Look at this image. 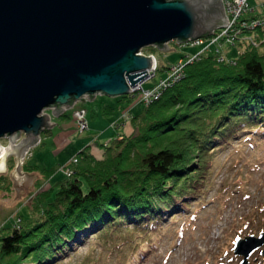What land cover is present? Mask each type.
<instances>
[{
	"label": "rangeland",
	"instance_id": "rangeland-1",
	"mask_svg": "<svg viewBox=\"0 0 264 264\" xmlns=\"http://www.w3.org/2000/svg\"><path fill=\"white\" fill-rule=\"evenodd\" d=\"M223 1L227 7V20L231 11L239 15L238 18L264 12V0H246L241 4L238 0ZM225 28L215 30L214 34H220ZM261 29L264 26L243 29L236 45L218 42L216 44L221 46L217 49L216 45H209V38L195 45L191 40L182 44L174 40L167 44L173 48L168 51L155 46L145 47L141 53L154 56L157 67L155 65L144 81L131 86L129 94L114 97L97 94L93 100L85 96V101H77L58 116L53 115L54 108L45 111L51 117L49 123L57 124L42 131L38 144L30 149L21 164L22 174L40 176L34 180L33 190L16 199L18 192L11 173L17 171V154L11 153L7 157L6 170L0 172V264H38L34 259L42 248L35 249V244L58 224L51 222L50 217L59 220V215L65 213L63 199L56 202L63 184L82 174L81 187L87 193L91 184L106 179H101V175L115 169L111 167L119 160V153L122 152L124 157L121 159L120 183L128 185L133 179L129 187L134 186L135 191L146 190L140 185L145 177V170L140 168L141 158L164 144L163 141L187 149L191 169L186 171L185 178L196 175L197 179L191 188V181L178 182V186L188 188L184 197L168 196L169 202L154 203L163 205L156 206L152 216L136 218L134 212L129 215L127 211L126 218H111L112 222L99 230L82 229L76 233L80 240L75 241L76 235L74 239H66L70 240L66 244L62 237L72 236V228L76 227L70 223L68 230L59 237L62 247H58L55 256L45 264H241L242 257L233 251L237 240L250 235L259 236L264 230V138L248 134L251 132L247 130L238 133L235 130L237 125H233L222 138L215 140L214 152L213 149L198 151L197 148L193 151L192 143L196 141L191 127L201 129L202 126H196L192 120L201 117L199 114L203 111L192 105L188 117L183 120L190 119L185 121L186 124H180L177 133L168 138L149 132L150 125L146 122L155 125V121L167 119L185 109L179 100L169 106L164 102L167 101L166 93L183 81L189 67L212 57L215 66L229 65L232 72L239 58L248 53L261 54L259 58L264 61ZM152 91L158 92L157 98L148 96ZM198 91L205 90L199 88ZM158 102L161 103L156 105ZM178 121L174 120L163 131L174 129ZM83 125H86L84 129ZM235 133H238L237 138L232 137L229 144L220 141ZM25 138L22 132L13 145ZM131 138L137 148L129 145ZM10 143V137L0 139L1 145L9 146ZM216 143L220 146L216 147ZM123 169L132 174L125 175ZM180 174L185 175V171ZM172 181L167 179V183ZM157 218L155 228L146 226L148 219ZM78 220L81 223L83 218ZM60 222L64 221L61 219ZM14 231L25 234L26 245L12 256H2L4 237ZM51 251L53 248L50 247L47 255ZM249 264H264L261 250L252 255Z\"/></svg>",
	"mask_w": 264,
	"mask_h": 264
},
{
	"label": "water",
	"instance_id": "water-1",
	"mask_svg": "<svg viewBox=\"0 0 264 264\" xmlns=\"http://www.w3.org/2000/svg\"><path fill=\"white\" fill-rule=\"evenodd\" d=\"M228 24L223 0H0V139L11 138L0 158L17 154L16 199L40 177L21 173L24 158L57 124L44 111L58 116L85 96L127 95L155 69L145 47L168 51L171 41L205 38ZM263 245L264 232L248 236L235 254L249 264Z\"/></svg>",
	"mask_w": 264,
	"mask_h": 264
},
{
	"label": "trees",
	"instance_id": "trees-1",
	"mask_svg": "<svg viewBox=\"0 0 264 264\" xmlns=\"http://www.w3.org/2000/svg\"><path fill=\"white\" fill-rule=\"evenodd\" d=\"M259 33L264 35V29H261ZM260 56H256V53L244 54V56L239 58L232 72L229 65L222 63L215 66L216 61H213L212 57L192 66V68L189 67L183 81L166 93L165 97L167 96V101L164 102L165 106H169L179 100L186 106L185 109L181 112L179 111L178 115L170 116L161 121H155V125L146 122L150 125L151 130L149 132H153L157 136L161 135L160 137L163 138L174 135L180 126H182L180 124L190 119L183 120L185 116L188 117L192 105L193 107L199 106L198 110L203 111L202 114H199L202 115L201 117H195L192 120L195 121L196 126L197 124L202 126L201 129H199L200 127H191V131L195 136L194 141H196L192 143L193 147L191 146L193 151L196 148L198 151L213 149L212 146L216 142L215 140L222 138L224 133L233 125H237L236 128L234 127L237 132L244 130L253 132L254 134L257 132L260 137L264 138V61L260 59ZM199 88H203L205 91L197 92ZM233 91L235 92L233 93ZM225 97L228 98L226 99ZM159 103L161 102H158L156 105ZM227 106H229L228 110H226ZM223 108L226 110L224 114L222 113V111H225L222 110ZM202 119L203 121L200 123ZM174 120H179L176 127L166 132L163 131ZM233 136L234 134H230L224 140L227 139L230 143ZM132 139L134 138L129 140V145L136 147L137 144ZM224 140L220 141L223 142ZM163 142L164 144L148 152L140 161V168L145 170V177L140 185L146 188L147 191L144 189L135 191L133 189L134 186L129 187L128 185L132 183L133 179L128 182V185L120 183L119 172L123 164L121 159H124L122 152L118 155L119 160L112 163L111 168L115 169L112 172L109 171L106 175H101V179H104V177L106 179L91 184L87 193L81 187L82 174L74 180H69L67 184H63L61 190L57 193L56 202L60 199H63L65 202L66 209L63 214L65 218L61 214L59 215L61 216L59 220L50 217L51 222H58V224L50 228V231L43 235L41 241L35 244V249L40 250L42 248V251H38V253L35 251L36 258L34 262L45 264L50 261L55 256L56 249L61 246L60 243L64 240L63 242L69 244L68 241L70 240L67 241L66 239L76 238L78 236L76 233H79L82 229L99 230L101 226L112 222L111 218L118 216L126 218L128 216L127 211L130 212L129 215L134 212L133 216L136 218L147 215L152 216V212L156 206L163 205L160 203H165L166 201L169 202V199L167 200L168 196L183 198L184 193L188 192L185 191L188 188L186 186H178V182L182 180L191 181V188V185L197 179L195 178L196 175L185 178L188 173L186 171L191 169L187 149L175 143L174 145L170 141ZM215 145L218 147L220 143H216ZM215 150L213 149L212 151L214 152ZM188 154L190 155V153ZM205 168L206 161L204 170ZM135 169L137 170L138 167H135ZM123 171L125 175L132 174L125 169ZM184 171L185 175L180 174ZM107 176L111 178H107ZM169 178L173 179V181L167 183V179ZM113 179H115L114 182H111ZM134 179L136 180L137 176ZM158 202H160L158 205H154V203ZM183 203L184 205L186 204L185 201ZM85 208L87 209L86 212ZM80 218H83L81 223L78 220ZM61 219L64 222H60ZM148 220L146 226L151 228L159 221L158 218L152 221ZM70 223L76 226L72 228L75 235L73 234L74 236L72 235L65 239L62 237L61 241L59 237L62 236L64 231L68 230ZM24 235V233L14 231L10 236L4 237L5 242L4 247H2V256H12L19 252L20 247L26 245ZM54 237H58V239ZM43 240L45 242H42ZM47 246H49V249L51 247V250L53 248L50 255H47L49 252Z\"/></svg>",
	"mask_w": 264,
	"mask_h": 264
},
{
	"label": "built area",
	"instance_id": "built-area-1",
	"mask_svg": "<svg viewBox=\"0 0 264 264\" xmlns=\"http://www.w3.org/2000/svg\"><path fill=\"white\" fill-rule=\"evenodd\" d=\"M241 3H246V0H238V4H241ZM232 13L233 11H231V15L228 19L229 24L226 26L224 31H221L220 34H216V35L213 32V34L210 37L200 38L197 40H191L193 42V45H195V43L199 44L200 42L202 43L206 42L207 41L206 39L208 38H209V45L210 44H213V46L216 45V49L217 47L221 46L220 43L236 45L237 42L239 41L238 39L240 38L239 34L243 32V29H246L249 27H253L257 29V28H262V26H264V12L262 14H255L251 17H247V15H245L247 18L245 16L238 18L239 15H236L235 13L232 14ZM218 42L220 43L216 44ZM156 67H157V64H156ZM150 95H153V96L155 95L156 96L155 98H157L158 92L152 91V93L148 94V96ZM86 125H83L82 129H84Z\"/></svg>",
	"mask_w": 264,
	"mask_h": 264
},
{
	"label": "bare ground",
	"instance_id": "bare-ground-1",
	"mask_svg": "<svg viewBox=\"0 0 264 264\" xmlns=\"http://www.w3.org/2000/svg\"><path fill=\"white\" fill-rule=\"evenodd\" d=\"M215 48V47H214ZM68 108H64V110H67ZM46 112L44 111V114H45ZM261 123H263L262 121H261ZM260 123V124H261ZM238 133H239V131H238ZM238 133H235V135L233 136V137H235V138H237V136H238ZM248 134H251V135H259V133L257 134V132L254 134L253 132H251V133H248ZM234 138V139H235ZM248 139L250 138L249 136L247 137ZM244 140L246 141L247 139H245L244 138ZM234 141V140H233ZM227 143H229V141H227V139L226 140H224V144H227ZM13 145V144H12ZM10 146V145H9ZM9 146H5V145H1V147L2 148H8ZM14 146V145H13ZM10 154H8L7 156H6V159H7V157L9 156ZM6 159L5 158H3V159H1L0 158V161H5V165H6ZM81 238H80V236H78L77 238H76V240L75 241H77V240H80Z\"/></svg>",
	"mask_w": 264,
	"mask_h": 264
}]
</instances>
